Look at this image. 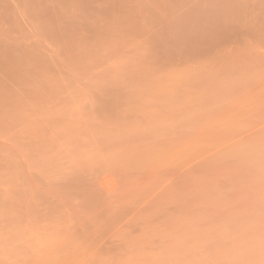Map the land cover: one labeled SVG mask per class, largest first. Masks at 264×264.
Segmentation results:
<instances>
[{"label":"rangeland","instance_id":"obj_1","mask_svg":"<svg viewBox=\"0 0 264 264\" xmlns=\"http://www.w3.org/2000/svg\"><path fill=\"white\" fill-rule=\"evenodd\" d=\"M10 10L0 264H264V0Z\"/></svg>","mask_w":264,"mask_h":264},{"label":"bare ground","instance_id":"obj_2","mask_svg":"<svg viewBox=\"0 0 264 264\" xmlns=\"http://www.w3.org/2000/svg\"><path fill=\"white\" fill-rule=\"evenodd\" d=\"M66 30V29H65ZM66 32V31H65ZM195 35V34H194ZM71 44H73V43H71ZM75 44V43H74ZM73 44V45H74ZM76 48V47H75ZM74 48V49H75ZM76 50V49H75ZM75 50H73V51H75ZM95 53V52H94ZM192 54H194V53H192ZM197 54V53H196ZM23 55V54H22ZM32 55V54H31ZM75 55V54H74ZM78 55V54H77ZM8 56V55H7ZM195 56V55H194ZM38 57V56H37ZM73 57V56H72ZM196 57V56H195ZM17 65V64H16ZM85 65H87V64H85ZM24 67V66H23ZM20 68V67H19ZM19 68L17 69L18 71H19ZM21 69V68H20ZM46 72H47V70H46ZM39 74V73H38ZM30 75V74H29ZM37 75V74H36ZM27 77V76H26ZM30 77V76H29ZM32 77V76H31ZM36 77V76H35ZM41 76H39L38 78H40ZM48 77V76H47ZM23 78V77H22ZM38 78H36V79H38ZM192 79V78H191ZM31 80V79H30ZM36 81V80H35ZM39 81V80H38ZM41 81V80H40ZM26 83H27V81H25ZM34 82V81H33ZM31 83H32V81H31ZM35 83V82H34ZM44 84H45V82H43ZM42 84V83H41ZM54 84V83H53ZM40 85V84H39ZM28 87V86H27ZM32 87V86H31ZM35 87V86H34ZM39 87V86H38ZM29 89H30V86L28 87ZM107 88V87H106ZM33 89V88H32ZM30 91H31V89H30ZM32 92V91H31ZM1 93V92H0ZM79 93V92H78ZM8 94H10V93H8ZM18 94V93H17ZM31 94V93H30ZM77 94V93H76ZM114 94V93H113ZM126 94H127V92H126ZM32 95V94H31ZM119 95V94H118ZM20 96V95H19ZM37 96V95H36ZM79 96V95H78ZM126 96V95H125ZM129 96V95H128ZM1 97V96H0ZM12 97V96H11ZM34 97V96H33ZM122 97V96H121ZM2 98H5V97H2ZM49 98V97H48ZM113 98H114V96H113ZM17 99V98H16ZM19 99V98H18ZM18 99H17V101H18ZM128 99V98H127ZM2 100V99H1ZM5 100H7V99H5ZM4 100V101H5ZM16 101V102H17ZM36 101V100H35ZM107 101V100H106ZM123 101V100H122ZM9 101H7L6 103H8ZM105 102V101H104ZM2 104V103H1ZM111 104V103H110ZM109 104V105H110ZM119 104H120V102H119ZM2 105H4V104H2ZM101 106V105H100ZM107 106V105H106ZM5 107H9V106H5ZM11 109L13 108V106H11L10 107ZM14 109V108H13ZM103 109V108H102ZM7 110V109H6ZM10 110V109H9ZM109 110V109H108ZM107 111V110H106ZM114 112V111H113ZM12 113V112H11ZM5 121V120H4ZM256 143V142H255ZM260 143V142H259ZM253 146H255V145H253ZM259 146V145H258ZM257 146V147H258ZM257 147L255 146V149H257ZM246 148H248V147H246ZM243 149V148H242ZM261 149V148H260ZM262 150L263 149H261V152H262ZM238 151V150H237ZM245 151V150H244ZM247 151V150H246ZM249 152V151H248ZM256 152H259V151H256ZM246 154H247V152H245ZM249 154H251V152L249 153ZM255 154V153H254ZM253 154V155H254ZM257 155V154H256ZM259 155V154H258ZM257 155V156H258ZM246 157V155L244 156V159H247V157ZM250 157V156H249ZM252 157V156H251ZM256 157V156H255ZM239 158H240V156H239ZM263 158H264V156H263ZM258 160V159H257ZM52 162V161H51ZM256 164V163H255ZM254 167V166H253ZM259 172V171H258ZM262 253V252H261ZM256 259H257V257H256ZM251 260V259H250ZM253 261V260H252Z\"/></svg>","mask_w":264,"mask_h":264},{"label":"crops","instance_id":"obj_3","mask_svg":"<svg viewBox=\"0 0 264 264\" xmlns=\"http://www.w3.org/2000/svg\"><path fill=\"white\" fill-rule=\"evenodd\" d=\"M13 4V0H0V18H6L11 16V6ZM1 32H5L4 29Z\"/></svg>","mask_w":264,"mask_h":264}]
</instances>
